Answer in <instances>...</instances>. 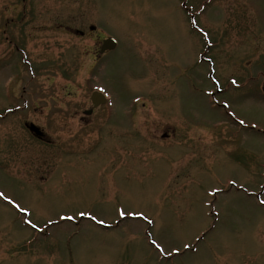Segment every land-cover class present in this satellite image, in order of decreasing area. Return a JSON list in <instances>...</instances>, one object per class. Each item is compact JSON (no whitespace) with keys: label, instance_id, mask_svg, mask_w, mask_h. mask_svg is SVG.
<instances>
[{"label":"rangeland","instance_id":"rangeland-1","mask_svg":"<svg viewBox=\"0 0 264 264\" xmlns=\"http://www.w3.org/2000/svg\"><path fill=\"white\" fill-rule=\"evenodd\" d=\"M24 1L0 0V118L32 92L0 120V264H264V0ZM64 5L116 41L95 70L37 27Z\"/></svg>","mask_w":264,"mask_h":264},{"label":"flooded vegetation","instance_id":"flooded-vegetation-1","mask_svg":"<svg viewBox=\"0 0 264 264\" xmlns=\"http://www.w3.org/2000/svg\"><path fill=\"white\" fill-rule=\"evenodd\" d=\"M20 1L22 2V5L16 7L21 14H23L26 10L31 12L33 8H35L33 6L25 5L24 0ZM42 8L43 7L36 12L37 14H41L39 16L41 21L37 24L38 28L62 31L65 35H74L75 37H80V39H84L86 41L83 47V52L80 54L84 59V66L86 68H88L87 58H90V66H93L103 57V55L106 54H98L102 39H99L100 36L97 35V29L94 27V24L89 22L85 13H83V20L80 21L82 12H79L80 17L77 18V13H73L69 5L59 6L57 10L53 11L49 9L44 10ZM88 42L91 44H88ZM89 45L93 46L90 50L88 49ZM87 102L88 104L86 109H82L79 113L78 111H74L72 114V116L76 117L80 123L85 125L89 124V121L92 120L93 116L96 115L97 111L101 108V106H99L98 108L91 110L89 98H87ZM85 111H89V113L85 114ZM26 122L36 124V122L30 120L24 121L23 124Z\"/></svg>","mask_w":264,"mask_h":264},{"label":"water","instance_id":"water-1","mask_svg":"<svg viewBox=\"0 0 264 264\" xmlns=\"http://www.w3.org/2000/svg\"><path fill=\"white\" fill-rule=\"evenodd\" d=\"M114 46H115V42L112 39L104 40L103 43H102V47H101L100 52H103L104 50L113 49ZM262 91L264 93V87L262 88ZM91 101H92L93 105H96V104H99V103H103L104 99H103L101 94L93 93L92 96H91ZM26 127L35 137L41 138L42 133L37 127H35L32 124H26Z\"/></svg>","mask_w":264,"mask_h":264}]
</instances>
